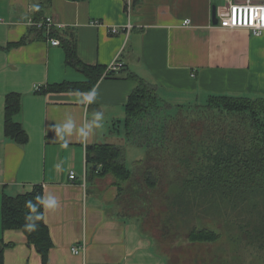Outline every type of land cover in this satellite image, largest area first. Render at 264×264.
I'll list each match as a JSON object with an SVG mask.
<instances>
[{
	"label": "crops",
	"instance_id": "obj_1",
	"mask_svg": "<svg viewBox=\"0 0 264 264\" xmlns=\"http://www.w3.org/2000/svg\"><path fill=\"white\" fill-rule=\"evenodd\" d=\"M225 2L0 0L3 264H41L23 232L3 230L1 223L2 196L34 189L41 200H57L54 209L42 204L51 241L48 264H170L138 221L121 211L112 177L87 171L86 147L123 144L125 165L129 161L131 167L143 158L145 148L128 143L121 131L124 106L138 80L157 85L163 95L164 90L175 94L167 101L172 105L202 103L212 94L264 96V32L255 36L248 29L219 27L213 7ZM44 17L62 23L60 31L73 32L76 55L84 64L107 68L117 61L120 66L87 84L86 75L66 63L64 48L50 44L46 32L33 26ZM185 19L190 24L183 25ZM111 27L118 32L110 33ZM76 83L81 84L53 87ZM12 93L19 96V109L11 119L23 128V143L4 133L5 97ZM89 94L92 100L85 98ZM95 113L102 119L97 121ZM69 122L70 134L64 129ZM81 128L87 136L80 135ZM81 242L84 251L73 254L70 247Z\"/></svg>",
	"mask_w": 264,
	"mask_h": 264
},
{
	"label": "trees",
	"instance_id": "obj_2",
	"mask_svg": "<svg viewBox=\"0 0 264 264\" xmlns=\"http://www.w3.org/2000/svg\"><path fill=\"white\" fill-rule=\"evenodd\" d=\"M46 36L47 38L56 37L59 40V45L65 50L66 63L81 70L87 77V84H94L100 77L114 73L112 71L105 74L106 68L104 66L84 64L76 55L75 35L72 31L52 29ZM128 76L135 78L130 74ZM80 84L76 83L75 86L59 84L58 87H53L56 90H62ZM160 91L157 85L138 80L137 86L128 96L124 106L123 127L125 128L126 141L144 147L145 152H149L147 150L149 148H159L161 145L158 142L152 143L149 137L144 135L138 127L131 131V126L141 124L139 122L142 119L154 115L159 111V108L161 110L165 106H174L162 97L163 93ZM181 105L175 106L181 107ZM197 106L204 110L221 109L225 113L240 114L239 119L231 120L233 123L231 126L239 122V125L244 127V132L237 131L234 133L233 129L225 132V129L220 125L213 130L218 132L216 138L212 137L209 140V145L201 146L200 152L197 151L196 146H193L188 154L180 155L177 160L184 164L187 172L182 184L183 189L174 200L176 207H172L185 214L187 212L194 213L196 209H200L198 205L202 200L220 199L223 202L225 200L233 209L241 208L239 204L248 201V197L252 195L258 194L257 196H262L264 200V96L212 94L207 98L206 103ZM4 108L5 135L13 138L17 143H23L26 138L25 132L18 122L11 119V115L19 109L18 94H8L5 97ZM211 122L216 126L220 123L215 119H211ZM163 125L160 136H164V140L167 137L169 125L166 123ZM129 127L131 128L129 129ZM186 139L192 144L190 134ZM143 143L146 145L144 146ZM181 148L183 147H180L179 152H181ZM123 153V144L110 142L90 144L86 147L87 171L102 176L110 175L113 185L116 187L117 198L122 191L131 194V197L136 199L139 204L135 210L139 211L140 207L147 208L146 203L149 198L145 199L144 196L152 193L157 187L158 177H152L153 169L146 165L142 171L144 180L142 178L139 180L132 172L133 167L128 168L125 165ZM193 155L197 156V164L190 167L188 162ZM201 159H205L206 163L201 164ZM138 163H141V160L135 161V164ZM126 183L128 184L127 188L124 186ZM40 200L38 189L15 196L4 194L1 200V223L3 230L18 229L22 231L28 244L33 245L40 255L41 264H48V250L51 241L43 221ZM27 201H32L35 205L34 212H30L26 206ZM28 215L29 220L26 219ZM37 217H42V219L38 220ZM28 222L37 224V230L29 232L25 228V224ZM193 231L194 233L197 231L204 232L196 228ZM252 232L251 242L257 244L256 247L259 250L264 251L263 219L253 227ZM209 234L207 239L215 238L213 233ZM5 247L6 243L0 239V264H3Z\"/></svg>",
	"mask_w": 264,
	"mask_h": 264
},
{
	"label": "rangeland",
	"instance_id": "obj_3",
	"mask_svg": "<svg viewBox=\"0 0 264 264\" xmlns=\"http://www.w3.org/2000/svg\"><path fill=\"white\" fill-rule=\"evenodd\" d=\"M172 95L175 94L164 90L162 97L169 101L168 98ZM204 100H200L202 103H187L181 107L174 105L165 106L161 110L159 108L154 115L142 119L139 122L141 124L129 127L131 131L138 127L152 143L158 142L161 145L159 148L147 149L149 152H145L139 165L134 163L132 170L134 176L144 180L142 171L146 165L150 166L154 172L151 176L158 177V185L152 193L144 196L150 201L146 203L147 208L140 207L139 211L135 210L139 205L137 200L122 191L117 198L120 209L138 221L142 231L155 242L157 251L164 255L170 264H264V251L251 242L253 227L261 219L264 220L262 196H249L248 201L239 204V209L231 208L228 202L220 199H201L198 205L200 209H196L194 213L184 214L174 209V200L183 189L182 184L187 172L184 164L177 160L180 155L188 154L193 146L200 152L201 146L209 145V140L216 138L218 132L213 130L220 125L225 132L231 129L234 133L244 132V127H241L239 122L231 126V120L239 119L240 114L225 113L221 109L199 108L197 105L206 103L207 100ZM211 119L220 122L218 126L214 125ZM164 123L169 125V131L163 140L164 136L161 137L160 133ZM124 129L121 127L122 132ZM189 134L192 144L186 139ZM127 145L130 148L131 144ZM136 147L143 149L142 146ZM180 147H183L181 152ZM196 158V155L190 157V167L196 166ZM128 159L127 157V161ZM200 163L205 164L206 160L201 159ZM127 166L130 168L131 162L128 161ZM124 186L127 188L128 184ZM195 228L204 232L194 233ZM209 233H213L215 238L207 239Z\"/></svg>",
	"mask_w": 264,
	"mask_h": 264
},
{
	"label": "built area",
	"instance_id": "obj_4",
	"mask_svg": "<svg viewBox=\"0 0 264 264\" xmlns=\"http://www.w3.org/2000/svg\"><path fill=\"white\" fill-rule=\"evenodd\" d=\"M131 0H125V4L130 5ZM130 8V6H129ZM215 16L217 18V25L221 28H244L248 29L252 35L258 36L264 32V2L256 3L250 0L242 2H233L226 0L222 5L215 6ZM3 22L0 17V23ZM94 24H98V21H94ZM33 26L38 29H42L48 34L52 29L61 30L64 26L62 23L55 22L51 17H44L40 21L32 22ZM183 25L190 24L189 19L183 20ZM131 25L128 23L127 28ZM118 29L115 27L110 28V33L115 34ZM50 44L59 45V40L56 37H48ZM120 64L116 61L111 62L106 68V73L109 71H115ZM69 178L74 179L75 174L73 171L69 172ZM86 244L81 242L80 244H74L70 247L73 254H80L84 251Z\"/></svg>",
	"mask_w": 264,
	"mask_h": 264
},
{
	"label": "clouds",
	"instance_id": "obj_5",
	"mask_svg": "<svg viewBox=\"0 0 264 264\" xmlns=\"http://www.w3.org/2000/svg\"><path fill=\"white\" fill-rule=\"evenodd\" d=\"M85 98L88 99V100H92V99H93V97H92L91 94H89V95H88L87 97H85ZM94 115H95V119H96L97 121L101 120V119H102V116H103L102 113H95ZM72 127H73V125H72L71 122H69V123H67V124L64 125V129H65L69 134L71 133ZM55 131H56L57 135H59V133H60V126H57V127L55 128ZM79 133H80V135H81L82 137H85V136H87V134H88L83 128H81V129L79 130ZM64 146H65V147L67 146V142H65V145H64ZM38 199H39V198H38ZM39 202H40L41 204H43L44 207H46V208H48V209H54V208L57 207V200H56L55 197H52V196H49L47 199H42V200H40ZM26 206L30 209V212H34V211H35V205H33L32 201H27V202H26ZM29 218H30V217H29V215H28V216L26 217V219L29 220ZM37 219H38V220H41L42 217H37ZM37 227H38L37 224H33V223H29V222L25 224V228H26L29 232H32V231L37 230Z\"/></svg>",
	"mask_w": 264,
	"mask_h": 264
},
{
	"label": "water",
	"instance_id": "obj_6",
	"mask_svg": "<svg viewBox=\"0 0 264 264\" xmlns=\"http://www.w3.org/2000/svg\"><path fill=\"white\" fill-rule=\"evenodd\" d=\"M213 13H214V18H215V6L213 7Z\"/></svg>",
	"mask_w": 264,
	"mask_h": 264
}]
</instances>
